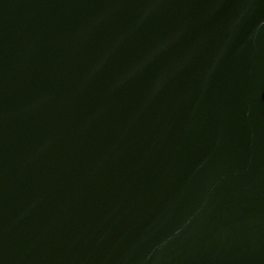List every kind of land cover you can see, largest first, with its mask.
<instances>
[{
  "label": "water",
  "instance_id": "obj_1",
  "mask_svg": "<svg viewBox=\"0 0 264 264\" xmlns=\"http://www.w3.org/2000/svg\"><path fill=\"white\" fill-rule=\"evenodd\" d=\"M0 264H264V0H0Z\"/></svg>",
  "mask_w": 264,
  "mask_h": 264
}]
</instances>
